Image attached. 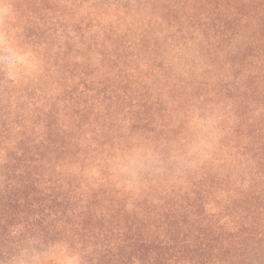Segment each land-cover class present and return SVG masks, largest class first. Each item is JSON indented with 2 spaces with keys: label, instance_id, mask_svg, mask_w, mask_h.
Listing matches in <instances>:
<instances>
[{
  "label": "trees",
  "instance_id": "16d2710c",
  "mask_svg": "<svg viewBox=\"0 0 264 264\" xmlns=\"http://www.w3.org/2000/svg\"><path fill=\"white\" fill-rule=\"evenodd\" d=\"M5 2L44 71L0 73V264L58 240L85 264H264V0ZM214 111L209 160L112 178L119 151L167 158Z\"/></svg>",
  "mask_w": 264,
  "mask_h": 264
},
{
  "label": "clouds",
  "instance_id": "9594fccd",
  "mask_svg": "<svg viewBox=\"0 0 264 264\" xmlns=\"http://www.w3.org/2000/svg\"><path fill=\"white\" fill-rule=\"evenodd\" d=\"M14 16L13 6L0 0V73L7 81L19 83L37 78L44 71L40 54L22 46L8 26ZM219 111L200 115L193 112L188 131L180 144L174 145L165 158L150 143H134L109 159L112 178L118 184L138 187L149 178H162L170 171L180 175L212 158L220 135ZM8 264H85L84 253L67 241L58 240L35 246V242L21 246Z\"/></svg>",
  "mask_w": 264,
  "mask_h": 264
},
{
  "label": "rangeland",
  "instance_id": "374dc122",
  "mask_svg": "<svg viewBox=\"0 0 264 264\" xmlns=\"http://www.w3.org/2000/svg\"><path fill=\"white\" fill-rule=\"evenodd\" d=\"M57 7H59V5Z\"/></svg>",
  "mask_w": 264,
  "mask_h": 264
}]
</instances>
